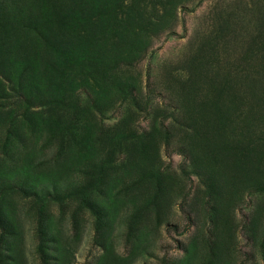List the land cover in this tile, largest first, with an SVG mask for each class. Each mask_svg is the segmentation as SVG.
I'll return each instance as SVG.
<instances>
[{
    "label": "rangeland",
    "instance_id": "rangeland-1",
    "mask_svg": "<svg viewBox=\"0 0 264 264\" xmlns=\"http://www.w3.org/2000/svg\"><path fill=\"white\" fill-rule=\"evenodd\" d=\"M0 214L10 264H264V0H0Z\"/></svg>",
    "mask_w": 264,
    "mask_h": 264
},
{
    "label": "trees",
    "instance_id": "trees-1",
    "mask_svg": "<svg viewBox=\"0 0 264 264\" xmlns=\"http://www.w3.org/2000/svg\"><path fill=\"white\" fill-rule=\"evenodd\" d=\"M90 209H92L93 211V214L95 215L96 217V224L98 227H101V224H102V217H101V214L100 212L93 208V207H90ZM0 229L2 231L1 233V236H0V246L2 245L3 241H4V238H5V234H7V232L9 231V228L7 227V225L5 224V222L3 221L2 217H1V214H0ZM38 239H39V246H38V253L42 259V263H46L44 260H43V257H44V251H43V247H44V243H43V232L42 230L40 229L38 231ZM0 264H10L9 263V259L6 257V258H2L0 256Z\"/></svg>",
    "mask_w": 264,
    "mask_h": 264
}]
</instances>
